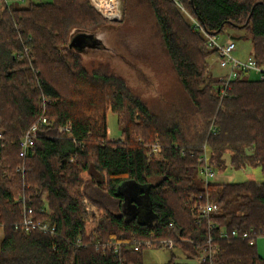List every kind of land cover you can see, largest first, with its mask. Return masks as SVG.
Instances as JSON below:
<instances>
[{"label":"trees","instance_id":"obj_1","mask_svg":"<svg viewBox=\"0 0 264 264\" xmlns=\"http://www.w3.org/2000/svg\"><path fill=\"white\" fill-rule=\"evenodd\" d=\"M148 1L186 95L178 120L153 113L124 79L88 71L69 47L73 29L107 22L91 0L0 6V264H144L134 248L147 238H172L199 259L209 237L220 246L213 264H264L255 243L264 236V180L206 183L200 161L207 153L214 168L229 162L264 175V80L243 76L222 96L207 70L217 50L205 34L243 32L264 65V0H181L205 32L174 0ZM109 111L122 126L118 140L108 135ZM37 122L22 157L20 140ZM157 142L164 159L153 155ZM124 183L151 184L152 223L126 216ZM190 194L208 196L219 212L196 224ZM28 214L55 224L56 234L24 231ZM222 228L250 237L223 239ZM175 258L165 264H187Z\"/></svg>","mask_w":264,"mask_h":264},{"label":"rangeland","instance_id":"obj_2","mask_svg":"<svg viewBox=\"0 0 264 264\" xmlns=\"http://www.w3.org/2000/svg\"><path fill=\"white\" fill-rule=\"evenodd\" d=\"M12 3L14 0H5ZM16 1V0H15ZM53 0H17L19 5L30 2H50ZM4 0H0L3 3ZM122 19L107 20L106 24L92 29L94 35L81 49L75 48L81 54L84 66L90 72L114 75L126 81L131 92L139 97L149 109L170 120L180 117L179 110L187 109L186 95L179 80L177 71L164 45L162 33L157 24L156 15L148 0H122ZM77 29H73L74 34ZM243 32L227 28L220 33L219 40L225 41L231 35L236 39L234 55L247 58L251 54V42L244 39ZM99 43V44H96ZM208 71L221 76L227 70L219 65L216 55L209 60ZM255 77V74H250ZM108 135L112 140L122 138V126L118 116L113 111L107 114ZM60 131L62 130L60 127ZM157 159H164L162 152L153 153ZM215 169L212 182H239L248 179L263 181L264 175L259 167L235 169L229 162L225 169ZM84 207L91 217H98V209L88 200ZM33 215V214H31ZM3 231L0 226V243ZM176 254L179 263L199 264L198 259H189L181 249L158 247L145 248L142 251L144 264H165Z\"/></svg>","mask_w":264,"mask_h":264},{"label":"built area","instance_id":"obj_3","mask_svg":"<svg viewBox=\"0 0 264 264\" xmlns=\"http://www.w3.org/2000/svg\"><path fill=\"white\" fill-rule=\"evenodd\" d=\"M178 6L184 10V12L190 17L194 26L197 29L205 32L200 23L186 10L181 0H174ZM94 7L99 11L107 20H120L122 19V0H91ZM208 39V45L217 50L216 56L219 60V65L227 71L219 76L221 81V95H227V91L231 86V83L243 76L255 74V77L264 80V65L258 64L252 54L247 58H240L234 55L236 51V41L228 38L225 41H220L218 35H210L206 33ZM42 122H46V118H42ZM39 123L33 124L30 129L24 134L20 140L21 156L26 157L29 149L34 145L36 137L38 136ZM62 130H70V122H67L65 126L61 127ZM161 147L157 143L153 144V153L160 152ZM202 162V174L206 183L210 182L215 176V169L209 163V156L205 153L201 158ZM190 201L192 202V217L196 224H201L203 220L209 219L212 214L219 212V205L211 200L208 196L190 194ZM19 226L24 231L39 230L48 234H56L57 226L47 221L36 219L33 215H26ZM170 226L175 228V224L171 222ZM18 227V225H17ZM220 238H249L250 234L245 232L242 235L238 230L233 229L228 231L225 228L220 230ZM81 242V238H77V243ZM208 246L201 252L199 256V263L211 262L213 264L217 259L220 246L213 242V237H209L207 240ZM157 247H168L175 248V241L172 238H147L138 241L135 245V250L139 251L145 248H157ZM120 243L115 244V251H119Z\"/></svg>","mask_w":264,"mask_h":264},{"label":"water","instance_id":"obj_4","mask_svg":"<svg viewBox=\"0 0 264 264\" xmlns=\"http://www.w3.org/2000/svg\"><path fill=\"white\" fill-rule=\"evenodd\" d=\"M93 35L91 32L77 31L72 35L69 47L81 49L84 45L95 44L96 41L94 43L87 42ZM238 38L237 35L231 36V39L234 40ZM150 187L151 184L142 186L135 183H124L119 188L124 196L123 210L126 216L130 219L135 218L139 223L145 225L152 223L157 218L151 204Z\"/></svg>","mask_w":264,"mask_h":264},{"label":"crops","instance_id":"obj_5","mask_svg":"<svg viewBox=\"0 0 264 264\" xmlns=\"http://www.w3.org/2000/svg\"><path fill=\"white\" fill-rule=\"evenodd\" d=\"M4 4H7V5H19L20 3L17 2V0L13 1L12 3H8L4 0L3 3H0V6L4 5ZM24 5V4H23ZM232 36V35H231ZM231 36H229L231 38ZM256 243V247H257V250H258V253L261 257L264 258V236H260L256 239L255 241ZM200 264V263H199Z\"/></svg>","mask_w":264,"mask_h":264}]
</instances>
